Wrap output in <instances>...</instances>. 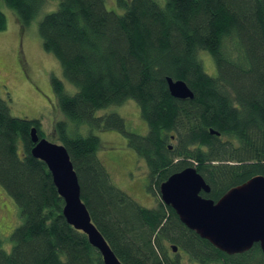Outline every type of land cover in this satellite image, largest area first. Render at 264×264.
Listing matches in <instances>:
<instances>
[{
    "label": "trees",
    "instance_id": "1",
    "mask_svg": "<svg viewBox=\"0 0 264 264\" xmlns=\"http://www.w3.org/2000/svg\"><path fill=\"white\" fill-rule=\"evenodd\" d=\"M48 1L2 0L22 28ZM117 6L122 14L106 10L104 0H57L37 25L44 51L76 88L69 95L51 78L58 109L75 130L62 120L52 132L69 154L91 222L121 264H264L258 243L223 252L187 228L160 195L153 208L138 205L111 183L96 156L99 138L79 132L87 125L126 135L152 195L187 167L214 201L264 177V0H117ZM203 53L214 76L205 72ZM167 78L184 82L193 98L172 97ZM129 100L147 124L145 136L125 133L116 113L96 116ZM32 128L45 137L38 120L12 116L0 97V186L22 218L9 253L0 239V264H103L86 235L66 222L46 164L31 155Z\"/></svg>",
    "mask_w": 264,
    "mask_h": 264
},
{
    "label": "rangeland",
    "instance_id": "2",
    "mask_svg": "<svg viewBox=\"0 0 264 264\" xmlns=\"http://www.w3.org/2000/svg\"><path fill=\"white\" fill-rule=\"evenodd\" d=\"M104 1L106 10L123 13L124 10L117 6V0ZM56 2L57 0L48 1L29 26L22 28L16 14L0 0V10L6 19V28L0 31V97L6 101L12 116L38 120L44 138L51 143H58L52 132L55 122L67 121L69 129L74 130L73 124L58 109L51 89V78L61 80L69 95L76 91L65 80L58 61L44 51L37 31L39 20L47 12L56 9ZM203 55L204 59L200 58L205 72L214 76L216 70L211 58L206 53ZM108 113H116L124 119L125 133L139 136L147 134V124L141 118L139 107L134 101L129 100L122 105L100 110L96 116ZM79 132L82 135L92 133L99 138L96 156L115 187L144 208L156 206L159 194L155 191L156 194L152 195L147 190V169L143 161L128 148L126 135L115 130L89 129L87 125L80 126ZM21 222L19 207L0 186V239L2 248L7 253L12 248L11 234ZM184 261L185 264H190L187 259Z\"/></svg>",
    "mask_w": 264,
    "mask_h": 264
},
{
    "label": "water",
    "instance_id": "3",
    "mask_svg": "<svg viewBox=\"0 0 264 264\" xmlns=\"http://www.w3.org/2000/svg\"><path fill=\"white\" fill-rule=\"evenodd\" d=\"M170 95L177 99H192L193 93L182 81L167 78ZM210 134H216L210 130ZM31 155L43 161L52 176L59 196L64 201L63 216L75 230L86 235L90 245L102 258L103 264H121L105 239L91 222L88 210L80 198V186L63 145L39 139L32 128ZM210 187L192 167L171 175L159 188L160 200L170 206L180 221L219 250L236 254L260 245L264 254V177L255 176L230 189L217 202L203 198ZM177 252V247L172 246Z\"/></svg>",
    "mask_w": 264,
    "mask_h": 264
},
{
    "label": "flooded vegetation",
    "instance_id": "4",
    "mask_svg": "<svg viewBox=\"0 0 264 264\" xmlns=\"http://www.w3.org/2000/svg\"><path fill=\"white\" fill-rule=\"evenodd\" d=\"M209 193H210V192H209ZM209 193L200 192L199 195H200L201 197H203V198L210 199V198H208V197H205V195H208ZM218 200H219V199H217V200H215V201L213 200V201H214V202H217Z\"/></svg>",
    "mask_w": 264,
    "mask_h": 264
}]
</instances>
